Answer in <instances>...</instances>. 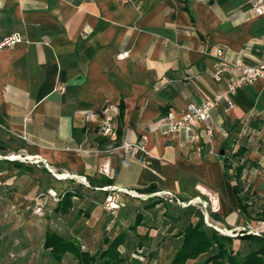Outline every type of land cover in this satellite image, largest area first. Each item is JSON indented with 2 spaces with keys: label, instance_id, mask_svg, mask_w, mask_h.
Masks as SVG:
<instances>
[{
  "label": "crops",
  "instance_id": "1",
  "mask_svg": "<svg viewBox=\"0 0 264 264\" xmlns=\"http://www.w3.org/2000/svg\"><path fill=\"white\" fill-rule=\"evenodd\" d=\"M251 1L0 0V38L24 37L0 51V264H78L70 253L54 259L44 247L49 231L94 255L105 237L125 231V221L104 209L109 187L205 199L207 222L234 238L235 252H249L238 232L249 233V224L264 235L256 220L264 213V80L240 88L233 108L219 104L191 132L171 123L190 103L226 91L230 75L214 77L217 50L249 64L264 55V16H252ZM104 124L113 134L102 132ZM239 149L245 153L236 159ZM242 166L250 219L233 189ZM50 190L78 196L65 214L58 203L49 217L34 214L33 199ZM142 210L139 244L157 209ZM156 231L147 264H173L177 233L169 221ZM213 252L187 264H204Z\"/></svg>",
  "mask_w": 264,
  "mask_h": 264
},
{
  "label": "trees",
  "instance_id": "2",
  "mask_svg": "<svg viewBox=\"0 0 264 264\" xmlns=\"http://www.w3.org/2000/svg\"><path fill=\"white\" fill-rule=\"evenodd\" d=\"M5 147L0 146V150ZM245 150L239 149L234 157L242 158ZM225 166L228 169L229 159L225 160ZM243 166L238 168L235 179L237 184L234 185V194L238 198L241 210L246 218L251 217V212L248 205V195L241 196L244 191L240 176ZM230 178L233 179L232 175ZM110 185L111 181H106ZM76 193L67 192L62 200L58 203L57 212L67 213L71 208V199ZM154 202L149 205V208L157 205ZM148 208V207H147ZM192 208V207H190ZM214 217L213 214H211ZM144 216L138 213L135 222L130 225L129 231L136 232L141 226ZM258 221L264 222V213L257 217ZM177 222L176 219H173ZM242 235H238L237 239L247 241L249 244V252L242 255L240 252H235L233 249L234 238L226 236L214 228L206 227L204 223L203 213H198L196 220L189 221L184 229L173 235L172 238H182V243L174 257L173 264H187L189 260H195L201 255L213 252V254L205 261L204 264H264V235L249 234L248 231H241ZM147 238V237H144ZM147 240V239H146ZM149 240V239H148ZM128 231H121L116 236L109 238L105 237L100 249L94 254L84 251L83 247L75 240H68L55 232L49 231L46 236L44 247L51 249L54 259L62 262L64 256L68 253L73 254L78 261V264H128L130 259L125 257L121 248L127 244ZM140 247L144 246L140 242ZM136 262V261H135Z\"/></svg>",
  "mask_w": 264,
  "mask_h": 264
},
{
  "label": "built area",
  "instance_id": "3",
  "mask_svg": "<svg viewBox=\"0 0 264 264\" xmlns=\"http://www.w3.org/2000/svg\"><path fill=\"white\" fill-rule=\"evenodd\" d=\"M251 14L254 17L264 16V0H252L251 1ZM24 37L20 34H12L4 38H0V51L4 49H10L16 45L22 43ZM216 56L220 61V64L217 67L214 77L220 79L222 75H230V81L225 92L218 93L214 96L212 100L205 101L202 104L190 103L182 112V116L179 120L171 123V128L173 131L186 130L188 132L193 131L199 124L209 123L212 118V111L221 103L225 102L230 108H233V97L237 91L246 86L255 83L258 80H264V55L258 59L254 64H249L243 61L242 59H237L231 61L226 53L219 49L216 51ZM110 108L104 109V114H108ZM101 130L105 134H113L112 127L109 124H104L101 126ZM124 147L127 151H132L136 148V145L125 143ZM30 160V159H25ZM32 160V159H31ZM35 163H41L38 159H33ZM47 166V165H46ZM109 194L105 199L104 209L112 215H116L117 212L126 207V202L124 196L131 198L139 199H148L142 195H138L132 191H127L125 189L109 187ZM50 199L59 203L64 193L58 194L55 191H48ZM157 197H163L169 199L173 202L176 200L178 203L183 206L191 205L190 202L185 203L178 199L172 193H163L156 195ZM45 196L41 195L35 199V208L34 212L37 215H43L44 212V198ZM214 199L216 198L213 196ZM201 202V201H200ZM214 204V201L212 200ZM201 204H204L201 202ZM204 214H207V207L204 205ZM212 211H218L217 205H213L211 208ZM249 233L253 235H261L259 229L254 228L251 225H247Z\"/></svg>",
  "mask_w": 264,
  "mask_h": 264
},
{
  "label": "rangeland",
  "instance_id": "4",
  "mask_svg": "<svg viewBox=\"0 0 264 264\" xmlns=\"http://www.w3.org/2000/svg\"><path fill=\"white\" fill-rule=\"evenodd\" d=\"M12 147H14V146H12ZM14 156L15 155L11 156L10 159L11 160H21V158H19L18 156H16V157H18L17 159H12V157H14ZM25 161L27 163H31V162L35 163L34 160H31V159L25 160ZM40 196H37V197H40ZM43 196H45L44 198H46V199L48 198L47 200L49 201V203L45 204L44 212H43V215H41V216H44V214L47 213L46 217H49L50 214L48 215V213L51 212L52 207L56 202L53 201L52 199H50L48 192L46 194H44ZM37 197H35L32 201L33 204H32L31 210L34 214H35V212H34L35 199ZM200 201H205V199L199 198V200H196V202H194L193 204H191L189 206H183L182 204L178 203L176 200L171 202V201H169V199H165L163 197H153V198H148V199L130 198L129 200H127L126 207L123 208V210L120 212V215H118L119 211L115 215V217L116 216L120 217L122 219V221H125V227L123 228V229H125V231H127V229H128L127 223L133 224L135 222L137 214L143 213L142 207H148V212H151L152 209H157V210L153 211V214L151 216L147 217V220L145 222L146 227L149 229L148 234L145 236V237H147L146 238L147 240H144V245L146 247L143 248V247L139 246L138 237L136 236V234L134 232L128 233V235H129L128 236V243L123 248H121L124 255L130 256L131 262H128V264H147V258L145 257V255L149 251L147 249V246L150 245V243L148 242V239L150 237H155V236L159 235V233H157L156 230H159V228H161V223L164 221L170 222L171 228L173 229L172 233H179L180 231H182L184 229L185 225L189 221L196 220V216L198 215V213L201 212V213H203L204 223H205L206 227L214 228L212 226H217L216 224H213L211 221H209L210 223L207 222L206 217L204 215L203 206L205 205L206 207H208V205L207 204H201ZM154 202H156L158 204L149 208V205H152V203H154ZM190 207H192V208H190ZM208 213H209V211H208ZM117 217H116V219H117ZM159 218H161V219H159ZM173 219H176L177 222H174ZM214 229L217 230V228H214ZM4 230H6V229H4ZM4 230L2 231V233L5 232ZM150 230H153V231L150 232ZM238 233H241V232L239 231ZM174 243L176 245L180 246L182 243V238L177 237L176 240L174 241ZM168 245L169 244H167V243L161 244V246L162 247L164 246L165 248L168 247ZM83 249L88 250V247L85 245L83 247ZM16 257H17V255H16ZM43 263H44V261H43ZM67 263H68V261H67ZM36 264H40V263L37 262ZM68 264H77V263L71 262Z\"/></svg>",
  "mask_w": 264,
  "mask_h": 264
},
{
  "label": "bare ground",
  "instance_id": "5",
  "mask_svg": "<svg viewBox=\"0 0 264 264\" xmlns=\"http://www.w3.org/2000/svg\"><path fill=\"white\" fill-rule=\"evenodd\" d=\"M18 157H16V156H14V157H12V159H17ZM209 197H211V199L214 201V202H216V200H214V198H213V195H209ZM204 204H206L205 202H203Z\"/></svg>",
  "mask_w": 264,
  "mask_h": 264
}]
</instances>
